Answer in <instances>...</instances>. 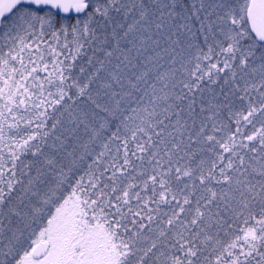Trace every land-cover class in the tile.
<instances>
[{"label": "snow or ice", "instance_id": "obj_1", "mask_svg": "<svg viewBox=\"0 0 264 264\" xmlns=\"http://www.w3.org/2000/svg\"><path fill=\"white\" fill-rule=\"evenodd\" d=\"M0 264H264V0H0Z\"/></svg>", "mask_w": 264, "mask_h": 264}]
</instances>
